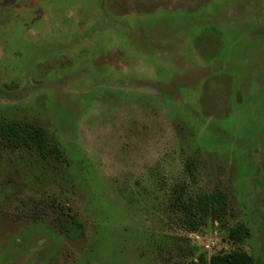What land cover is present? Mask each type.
I'll return each instance as SVG.
<instances>
[{
    "label": "rangeland",
    "instance_id": "374dc122",
    "mask_svg": "<svg viewBox=\"0 0 264 264\" xmlns=\"http://www.w3.org/2000/svg\"><path fill=\"white\" fill-rule=\"evenodd\" d=\"M0 120L64 151L45 171L0 146V264H264V0H0ZM183 185L249 237L188 229Z\"/></svg>",
    "mask_w": 264,
    "mask_h": 264
},
{
    "label": "trees",
    "instance_id": "16d2710c",
    "mask_svg": "<svg viewBox=\"0 0 264 264\" xmlns=\"http://www.w3.org/2000/svg\"><path fill=\"white\" fill-rule=\"evenodd\" d=\"M0 146L17 151L20 157L24 153V159L30 165L43 167L45 171L59 170L64 164V151L58 144H53L43 126L31 122H19L16 120H0ZM181 186L180 192L174 197V203L185 215V223L188 229L196 230L205 225L208 218L219 221L227 229V236L234 243L243 242L250 235V228L240 222L234 226L226 225L228 212V196L225 191L215 189L210 193L198 194L194 198L189 196L184 199ZM63 214L66 209V217L60 220V228L67 235L78 232L82 224L74 217L71 207L63 204H54ZM187 264H256L255 258L245 250L234 249L230 251H218L209 257L201 254L197 259H192Z\"/></svg>",
    "mask_w": 264,
    "mask_h": 264
}]
</instances>
